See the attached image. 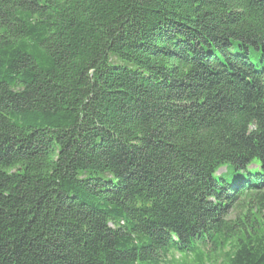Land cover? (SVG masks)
<instances>
[{
    "label": "trees",
    "instance_id": "1",
    "mask_svg": "<svg viewBox=\"0 0 264 264\" xmlns=\"http://www.w3.org/2000/svg\"><path fill=\"white\" fill-rule=\"evenodd\" d=\"M0 264H264V0H0Z\"/></svg>",
    "mask_w": 264,
    "mask_h": 264
},
{
    "label": "rangeland",
    "instance_id": "2",
    "mask_svg": "<svg viewBox=\"0 0 264 264\" xmlns=\"http://www.w3.org/2000/svg\"><path fill=\"white\" fill-rule=\"evenodd\" d=\"M225 169L223 168V169H221V171L220 172H223Z\"/></svg>",
    "mask_w": 264,
    "mask_h": 264
}]
</instances>
